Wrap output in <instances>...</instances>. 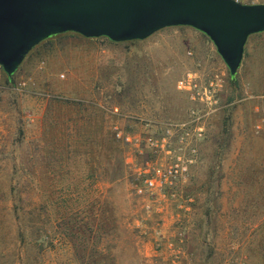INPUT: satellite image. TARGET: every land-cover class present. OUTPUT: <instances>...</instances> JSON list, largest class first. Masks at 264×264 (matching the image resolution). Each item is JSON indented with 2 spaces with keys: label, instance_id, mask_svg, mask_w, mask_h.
<instances>
[{
  "label": "rangeland",
  "instance_id": "rangeland-1",
  "mask_svg": "<svg viewBox=\"0 0 264 264\" xmlns=\"http://www.w3.org/2000/svg\"><path fill=\"white\" fill-rule=\"evenodd\" d=\"M0 264H264V33L235 81L192 27L66 33L0 66Z\"/></svg>",
  "mask_w": 264,
  "mask_h": 264
},
{
  "label": "water",
  "instance_id": "water-1",
  "mask_svg": "<svg viewBox=\"0 0 264 264\" xmlns=\"http://www.w3.org/2000/svg\"><path fill=\"white\" fill-rule=\"evenodd\" d=\"M192 27L217 47L235 81L251 36L264 33V3L239 0H0V66L10 79L55 36L77 33L116 43Z\"/></svg>",
  "mask_w": 264,
  "mask_h": 264
},
{
  "label": "built area",
  "instance_id": "built-area-1",
  "mask_svg": "<svg viewBox=\"0 0 264 264\" xmlns=\"http://www.w3.org/2000/svg\"><path fill=\"white\" fill-rule=\"evenodd\" d=\"M179 88L181 90H192L193 84L191 81L185 79L179 83ZM184 171L185 165L181 164L170 163L149 166L141 174L143 185L139 186L138 191L141 195L164 192L168 187L175 185L177 179L181 177L180 175L184 174Z\"/></svg>",
  "mask_w": 264,
  "mask_h": 264
},
{
  "label": "crops",
  "instance_id": "crops-1",
  "mask_svg": "<svg viewBox=\"0 0 264 264\" xmlns=\"http://www.w3.org/2000/svg\"><path fill=\"white\" fill-rule=\"evenodd\" d=\"M251 37H252V36H251ZM251 37H250V39H249V42L251 41ZM249 42H248V43H249ZM247 46H248V44H247Z\"/></svg>",
  "mask_w": 264,
  "mask_h": 264
}]
</instances>
